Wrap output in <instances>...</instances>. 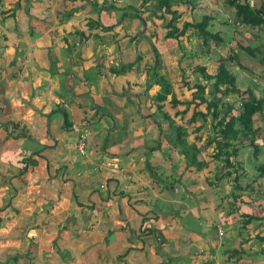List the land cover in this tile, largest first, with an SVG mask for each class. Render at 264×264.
Returning <instances> with one entry per match:
<instances>
[{"label":"crops","instance_id":"obj_1","mask_svg":"<svg viewBox=\"0 0 264 264\" xmlns=\"http://www.w3.org/2000/svg\"><path fill=\"white\" fill-rule=\"evenodd\" d=\"M22 1L0 0V264H256L264 176L247 175L244 159L264 156V123L253 121L252 146L238 147L233 182L234 169L208 162L211 148L192 135L199 122L180 123L188 136L179 143L155 112L159 87L145 78L148 62L138 64L152 52L128 62L129 36L92 33L97 3L24 0L14 14ZM167 58L154 72L165 81L181 73ZM123 62L137 64L139 81L110 72ZM182 108L162 111L176 119ZM193 144L201 168L183 162Z\"/></svg>","mask_w":264,"mask_h":264},{"label":"rangeland","instance_id":"obj_2","mask_svg":"<svg viewBox=\"0 0 264 264\" xmlns=\"http://www.w3.org/2000/svg\"><path fill=\"white\" fill-rule=\"evenodd\" d=\"M84 1L88 3L89 1H92L94 3H97V6L100 7H103V5H105V7L108 9L107 11H104L105 13L104 12L102 13L100 11V7H98V13L100 15L99 16L100 23L103 26H107V27L111 26L113 29L111 28L112 30L110 31L109 30L101 31L102 29L100 31L97 30L99 33L95 32L94 30H91L93 34L96 33L97 36H101L100 40L103 41L110 40L111 42V40H118L122 36H129L126 38L127 39L126 41L127 42L130 41L131 43L125 44L126 49L127 51H129V55H130L128 62H131L133 59L136 58V56L138 55L140 56L141 55L140 52L144 51L145 46L147 49H149L150 53L152 52L151 54H148V56H140V60L138 64L145 63V61L148 62L144 74L147 73L148 71H150L151 73L158 72L156 68H154L155 71L152 70L153 65L149 67L151 61L152 63H154V55H156L158 62L160 60V56L161 57L169 56V58L167 59L170 61V63L173 64L175 63L177 70L181 71V73L177 72L175 74L177 76L176 77L177 79L176 78L173 79L171 75L169 76L170 79L168 78L166 79L168 82H170L169 84L170 95L173 96L174 94L175 98L181 101L188 100L189 93L187 92L188 90L187 85L190 86L196 82H201V83L203 82L201 81L202 79L198 75V73H194L192 71V67L194 65L204 66L206 74H213L216 65L220 59H224L223 61L228 71L234 75L236 81V87L240 91L246 89L247 86L251 85L249 87L253 86L251 90L256 98L264 97V71H263L264 59L261 61L262 53L264 50V28L254 31V30H250V28L247 27L245 28L239 27V25H237V23L235 22L233 9L227 6L224 0H176V1L173 0L174 5H172L170 8L179 15L177 20L175 21V25L178 28H180L184 22L199 21L200 17L203 15H206L210 18L209 30L212 33H218L219 36H221L223 42L218 45H215V43L211 40L208 42L207 47L201 45L199 38L196 36L194 30H192L191 28H187L185 30L184 34L182 35L179 41H175L174 38L171 40L165 39L164 38L165 31L161 27V25H163L166 21H168L170 15L164 14L163 19L151 17V13H155V15L161 14L160 10L156 6V0H146V3L143 5H140V0H78L76 1V3L80 2L85 7H88L86 3H84ZM247 1L249 2L250 5L255 7H257L260 3V0H247ZM74 2H75L74 0H62L61 5H59V9L62 10V6L64 4H66L67 6H71ZM67 6L65 7L66 9ZM19 8H22L25 12L26 5L24 3V0L22 1V5H19L17 8L13 9V12ZM123 12H125V14L127 13L125 17H123ZM111 13H112V17H110ZM14 14H17V12H14ZM83 15H85L84 12ZM82 16L80 15V18H82ZM137 17H139V19H141L142 21L138 20ZM79 24L82 25V20L79 21ZM95 37L96 36L91 35V38L95 39ZM89 41H91V39H89ZM94 42H100V41L94 40ZM239 45L241 47L250 46L251 48H255L256 49L254 53L255 55L253 57L248 56L247 54H245L244 51H242V49L239 48ZM107 46H108V50L112 49L113 52L117 51L118 46L116 43L113 44L112 48L110 43H108ZM122 46L123 45H121L120 47ZM167 52H169L168 56H167ZM64 54H67V51H63V55ZM228 56H231L234 60H230ZM106 60H108V58H106ZM128 62H123V63L128 64ZM239 64L243 68L239 67L238 66ZM120 66L121 64H119V67ZM134 66H137V64L125 67L123 71H121V74H123L122 79L124 81H127V77L131 78L132 82L136 80L139 81L138 77H136ZM115 69L118 68L115 67ZM149 74L145 75V78L146 80L148 79L147 80L148 83H152V78L149 77ZM168 74H172V73H168ZM157 75L159 76V74ZM209 87L210 86L208 85L205 90L207 93V95H205L206 97H209V93L210 91H212L211 88ZM223 100L226 102L234 103L235 107L237 106L236 101L238 100V98L235 96H229L224 98ZM191 112H192V108L189 107L188 112L183 116L182 119L180 118L173 119L172 113H168L169 115L167 114L170 117V120H167V124H168L167 129L170 132V134L174 135L175 133L173 127L170 128V126H172L171 123H173V125L176 126V123L179 122L177 125H180V123L182 122V124L186 126L185 130L188 127L189 129H192L190 125L193 123L189 125L186 122V119L190 117ZM161 118L162 120H164L162 115ZM253 121L258 125L264 123V119H261L257 115L254 116ZM210 123L211 121L208 118L207 122L203 124V128L200 130V132H195L194 130L192 131L193 136L200 135L199 140L197 141L198 143L203 142V146H205V148L207 146L205 142L208 136L209 135L211 136V134H209L210 132L208 129ZM181 130L182 131L184 130L183 127H181ZM185 130H184L185 133L184 136H188ZM20 133L26 136V133H24V131L20 130ZM161 134H163L162 131ZM195 144H193V148L194 147L196 148L197 144L196 145ZM175 146L179 147V145H175ZM261 146L262 145H259L258 148L261 149ZM208 147L211 148L208 151V154H211L213 145H210ZM184 150H186L188 155L183 162L190 163L192 159L190 157V154L192 153V149L186 147ZM261 155H258V157L256 158H253L252 156L249 155L247 159H244V169L247 172V175L250 176L257 175V172L255 171L254 168L255 166H257L256 161L259 163L260 162L263 163L264 156ZM195 156L196 153L194 154V158ZM214 162L216 164L218 163L220 167L221 164L220 162H216V161ZM196 164L200 165L199 168L203 167L204 165H207L204 163V161H200V160L195 161L194 165L196 166ZM177 181L178 179L176 178L175 179L176 184H174V186L179 191V193H181L182 188L181 186L178 185ZM202 186L203 185L200 184L199 186H197V188H199V190H202L201 188ZM213 191L214 190L212 189V192ZM218 213L219 215L217 219L220 223V220H222L223 218L226 219V214L224 213L220 217V210L218 211ZM222 228L224 229L227 228L228 230V225L226 223L224 224L222 223ZM227 232H229V230ZM254 244H256L258 252L253 253L252 260L255 259V262H257L256 264H264L263 256L259 253V250L262 247H264V244L258 241H256V243ZM229 248H233V246ZM231 254L236 256L238 255L237 251L234 252L232 250H231Z\"/></svg>","mask_w":264,"mask_h":264},{"label":"trees","instance_id":"obj_3","mask_svg":"<svg viewBox=\"0 0 264 264\" xmlns=\"http://www.w3.org/2000/svg\"><path fill=\"white\" fill-rule=\"evenodd\" d=\"M176 1V0H175ZM227 6L233 9L235 22L239 27H247L250 30H259L264 28V0H260L257 7L249 4L247 0H224ZM146 3V0H140V5ZM174 5L173 0H156V6L160 10L161 14L155 15L151 13L152 18L163 19L164 14L170 15L168 21H166L161 27L164 29V38L175 41H179L187 28H191L196 33L202 46L207 47L209 41H213L215 45L223 42L221 36L218 33H212L209 30L210 18L206 15L200 17L199 21L184 22L180 28L176 27L175 21L178 18V14L171 10V6ZM105 6V5H103ZM138 20L139 17H137ZM142 21V20H141ZM88 27L92 28L99 26L101 29H110V27H103L101 23L96 20L95 22H87ZM238 47V46H237ZM239 48L250 57L255 54V48L250 46H240ZM230 60H234L231 56H228ZM264 59V50L262 53L261 61ZM137 60V59H136ZM220 59L216 65L213 74H206L205 67L200 65H194L192 71L198 73L201 77V82H196L192 85H187V89L191 90L189 99L185 101H179L174 96L170 95L169 83L162 77H158L155 73L149 74L152 78V83L159 87L158 91L154 94L153 101L156 103V110L160 113L165 121L170 120V117L162 111L163 104L166 102L171 108H176L178 105L183 106L181 110H176L174 116L182 119L188 112V108H192L190 117L186 119L188 124H195L200 122L194 127V131L199 132L203 128V124L207 122L209 118L211 123L208 126L209 135L206 144L207 146L213 145L211 154L208 156V162H220L221 167L226 170L234 169L233 182H236L238 167L234 166L232 159L235 158L238 151V147L243 143L247 146H252L253 138L256 135L257 130L253 127V117L261 113L263 110L264 100L262 98H256L250 87L240 91L236 87V81L233 74H231L224 61ZM131 66V64L121 65L118 69H110V72L120 74L125 67ZM157 66V57L154 55L153 68ZM239 67L243 68L238 65ZM264 71V68H263ZM154 78V79H153ZM210 86L212 91L209 93V97H206V87ZM170 96V97H169ZM229 96H235L238 98L236 101L237 106L234 103L226 102L223 99ZM223 100V101H222ZM174 135L177 142H182L181 136L184 132L179 125H173ZM182 131V132H180ZM186 147H183L184 152ZM192 149V155L190 156L191 163L194 164L193 156L195 154V147L189 146ZM254 149V147H253ZM205 163V162H204ZM206 164V163H205ZM196 167L200 165L196 164ZM259 176H264V166L259 165L255 167ZM230 172H226L225 176H230ZM247 221L252 218L247 216ZM143 228V227H142ZM143 230V229H142ZM145 231V230H143ZM256 240L264 244V236H255ZM264 259V247L260 253Z\"/></svg>","mask_w":264,"mask_h":264},{"label":"built area","instance_id":"obj_4","mask_svg":"<svg viewBox=\"0 0 264 264\" xmlns=\"http://www.w3.org/2000/svg\"><path fill=\"white\" fill-rule=\"evenodd\" d=\"M79 150L81 151L83 149V138H81V141L79 143ZM218 235L220 236L221 235V232L219 231V228H218Z\"/></svg>","mask_w":264,"mask_h":264}]
</instances>
